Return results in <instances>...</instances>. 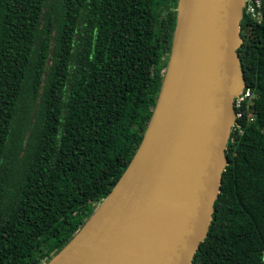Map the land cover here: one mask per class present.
Segmentation results:
<instances>
[{"label": "trees", "instance_id": "16d2710c", "mask_svg": "<svg viewBox=\"0 0 264 264\" xmlns=\"http://www.w3.org/2000/svg\"><path fill=\"white\" fill-rule=\"evenodd\" d=\"M178 2L0 0V264L49 262L114 190L156 107ZM262 6L241 22L253 97L193 264H264Z\"/></svg>", "mask_w": 264, "mask_h": 264}, {"label": "water", "instance_id": "95a60500", "mask_svg": "<svg viewBox=\"0 0 264 264\" xmlns=\"http://www.w3.org/2000/svg\"><path fill=\"white\" fill-rule=\"evenodd\" d=\"M246 3L179 0L169 63L137 153L84 227L45 264H193L229 164L235 100L247 86L238 54Z\"/></svg>", "mask_w": 264, "mask_h": 264}, {"label": "built area", "instance_id": "2783aa9c", "mask_svg": "<svg viewBox=\"0 0 264 264\" xmlns=\"http://www.w3.org/2000/svg\"><path fill=\"white\" fill-rule=\"evenodd\" d=\"M262 0H247L245 9H244V15H249L253 19H261L262 18ZM253 94L251 89H248L247 87L244 89L243 93L238 96L235 100V110H236V115H235V125L233 126L232 131L234 129H238V131H242L241 125L238 124V120L242 117L243 113L240 110L243 106L244 103H251ZM238 110V111H237ZM250 121H254V117L250 118Z\"/></svg>", "mask_w": 264, "mask_h": 264}, {"label": "bare ground", "instance_id": "6f19581e", "mask_svg": "<svg viewBox=\"0 0 264 264\" xmlns=\"http://www.w3.org/2000/svg\"><path fill=\"white\" fill-rule=\"evenodd\" d=\"M116 202L114 200L113 204H112V207H109L110 210L112 211L114 209V206H116ZM91 236H86L85 237V240L88 241V239L90 238ZM84 242V240L80 241L75 247L73 246L69 251H68V256L69 257H74V254L78 252V250H81L83 247L81 246V244ZM85 244V243H84ZM83 244V245H84ZM64 258V261L66 260V255L63 256ZM53 264H58V262H54Z\"/></svg>", "mask_w": 264, "mask_h": 264}]
</instances>
